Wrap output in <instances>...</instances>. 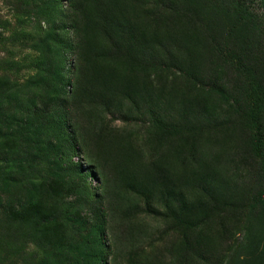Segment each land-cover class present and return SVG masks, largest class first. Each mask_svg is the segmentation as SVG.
Returning <instances> with one entry per match:
<instances>
[{
    "label": "trees",
    "instance_id": "obj_1",
    "mask_svg": "<svg viewBox=\"0 0 264 264\" xmlns=\"http://www.w3.org/2000/svg\"><path fill=\"white\" fill-rule=\"evenodd\" d=\"M31 14L52 22L37 47L50 95L40 105H25L37 95L20 88L0 96V259L15 246L8 233L24 227L41 249L35 264H108L109 234L118 251L117 240L134 246L139 236L133 205L117 208V194L127 202L121 193L131 189L180 237L168 264H264V0H46ZM120 111L149 120L155 147L151 139L154 153L142 162L139 149L115 138L128 164L116 178L121 190L101 179L96 193L90 177L97 174L78 164L68 176L63 162L40 182L30 175L47 147L52 159L72 162L80 152L93 159L95 146L106 145L107 118ZM162 140L182 146L172 154L193 178L189 189L159 161L160 177L150 187L140 182L145 167L156 178ZM219 150L248 160L242 168L254 181L236 187L228 178L221 186L216 174L225 171L212 156ZM42 185L75 197L66 222L47 212ZM233 221L236 232L226 225Z\"/></svg>",
    "mask_w": 264,
    "mask_h": 264
},
{
    "label": "rangeland",
    "instance_id": "obj_2",
    "mask_svg": "<svg viewBox=\"0 0 264 264\" xmlns=\"http://www.w3.org/2000/svg\"><path fill=\"white\" fill-rule=\"evenodd\" d=\"M36 1L46 0H0V96L14 88H20L18 91L23 95L31 94L34 96L33 93H35L37 96L28 97L25 105L32 104L33 100H37L36 103L40 105L50 95L49 90H45L41 86L50 77L42 75V70H44L46 62L43 60L37 47L43 39L44 32H47L51 28L52 22L42 16H33L31 14ZM63 4L66 8L67 2L64 1ZM252 4L258 16L261 15L263 12L262 6L256 3ZM58 24L55 23V28ZM77 61L76 52L67 59V64L70 69L66 75L68 79L71 78V70L75 65L77 66ZM58 63V60L55 61V66ZM116 65L118 66V64H112L111 68L115 69ZM13 107H17V104H13ZM106 125L108 130L103 134V137L105 135L106 145L102 148L100 145L95 146L93 159H88L82 152L80 154L83 157H75L72 159V162L67 161V159L61 160V158L52 159V148L47 147L42 150L43 158L38 160L39 163L35 165V170L30 172V175L36 182H40L43 177L49 176L53 164L57 167L58 162H63L62 168L68 176L73 165L78 164L84 174L86 169L91 168L97 174L94 177H90V182L96 193L100 194L104 189L102 188L101 179L103 181L107 180L111 189L118 192V189L121 190V187H123L122 183L116 179L118 177V171L123 172L128 164L127 156L121 153L122 150L118 146L115 147V138L118 141L129 142V149H131L132 145H134L136 150L139 149L142 152L140 155L141 161L144 162L150 158L151 153H154L151 148L153 147V136L150 137L151 129L147 118L141 119V116L136 114L129 116L125 111H120L114 116L110 115L107 118ZM68 131L71 135H76L75 130H71L70 128ZM151 139L150 147L149 142ZM159 145H162V147L158 150L155 157L157 166L156 178L145 167L143 169L146 173L141 174L140 182L150 187L152 185L150 179L157 180L160 177L159 161L164 173H167V170L173 171L176 173L178 184L189 189L188 183L193 178H185L184 163L182 165L180 159H177L176 155L174 156L172 154L176 149H183L180 143L171 142V144H168L162 140ZM167 145L170 146L167 147ZM124 147L127 148L125 145ZM222 151L219 150L218 154L212 152V156L218 158L221 170L225 171L222 177L220 174H216L218 176L217 181H220L219 184L221 186L225 185L223 180L225 179L226 183L228 178H233L232 185L236 187L254 181L253 175L251 174V179H248L242 168V165L248 162V160L244 159L243 161L238 155H235L233 150ZM223 165L225 168H223ZM245 165L248 167V164ZM64 170L57 171V173L64 175ZM98 175L100 179H98ZM127 192L121 193L127 202H124V200L120 202L119 195L117 194V208L126 207L127 204L128 206L133 205L132 210L134 211L132 212V218L134 224L139 229V236L134 246L126 244L122 247L117 240V245L121 247V250L118 251L115 246L113 234H109L107 236V244L110 249L108 264H168L173 259L175 250L180 243L179 235L165 221V216H154L147 212L148 210L144 206V197L131 189H127ZM42 193L45 196L43 204L47 212L49 213L51 211L55 213L53 217L66 222L75 204V197L68 196L59 198L58 196H53L45 189V185H42ZM239 224L237 221L226 222L227 227L230 230H234L233 232L239 230ZM17 229L15 232L8 233L13 239L15 246H12L13 249L9 254H2L3 257L0 259V264H35L41 256V249L30 239L27 229L24 227ZM253 229L255 230V228ZM245 237L244 230L237 231L236 240L238 239L239 242H244ZM130 255H136V257L133 258ZM243 256L244 253L241 254V258Z\"/></svg>",
    "mask_w": 264,
    "mask_h": 264
}]
</instances>
